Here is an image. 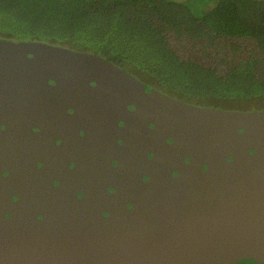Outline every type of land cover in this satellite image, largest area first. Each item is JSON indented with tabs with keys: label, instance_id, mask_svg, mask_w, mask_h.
<instances>
[{
	"label": "water",
	"instance_id": "1",
	"mask_svg": "<svg viewBox=\"0 0 264 264\" xmlns=\"http://www.w3.org/2000/svg\"><path fill=\"white\" fill-rule=\"evenodd\" d=\"M116 78L145 99L141 104L146 105L140 106L146 112L143 153L155 155L146 163L180 172L171 183L195 178V199L168 205L174 212L162 219L158 213L148 216L143 224L132 222L131 212L123 207L109 221L93 222L86 229L75 224L72 229L79 233L63 250L41 248L33 244L34 238L9 233L19 230L18 217L6 220L0 214V264H264V190L256 188L264 182V111L194 107L155 92L147 95L138 80L99 56L0 39L2 89L17 84L48 87L51 80L91 91L93 82L96 90L104 85L121 93ZM148 122L155 127L148 128ZM192 169L195 174L181 172ZM38 224L46 230L50 219ZM58 229L63 233L55 240L66 239L69 228L59 224Z\"/></svg>",
	"mask_w": 264,
	"mask_h": 264
},
{
	"label": "flooded vegetation",
	"instance_id": "2",
	"mask_svg": "<svg viewBox=\"0 0 264 264\" xmlns=\"http://www.w3.org/2000/svg\"><path fill=\"white\" fill-rule=\"evenodd\" d=\"M116 81L122 84L121 93L104 85L96 90L93 82L92 91L87 86H63L51 80L48 87L32 89L18 84L0 86V214L6 220L17 216L19 229L9 233L34 238L33 244L41 248L63 250L79 233L72 229L75 224L86 229L93 222L109 221L106 218L119 214L121 207L131 212L132 222L143 224L148 216L158 213L162 219L174 212L168 205L195 199V178L193 182L171 183L168 180L180 172L160 168L159 163L148 164L155 155L143 153L146 112L140 106L146 105L141 104L145 99L125 89L123 79ZM138 82L144 94L166 96ZM147 126L155 127L149 122ZM183 161L190 164L188 157ZM192 170L181 172L195 174ZM256 188L263 191L264 182L256 183ZM44 217L50 224L39 230L38 222ZM59 224L69 228L64 240H55L63 233Z\"/></svg>",
	"mask_w": 264,
	"mask_h": 264
},
{
	"label": "trees",
	"instance_id": "3",
	"mask_svg": "<svg viewBox=\"0 0 264 264\" xmlns=\"http://www.w3.org/2000/svg\"><path fill=\"white\" fill-rule=\"evenodd\" d=\"M0 39L97 55L205 108L264 111V0H0Z\"/></svg>",
	"mask_w": 264,
	"mask_h": 264
}]
</instances>
